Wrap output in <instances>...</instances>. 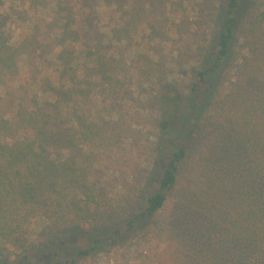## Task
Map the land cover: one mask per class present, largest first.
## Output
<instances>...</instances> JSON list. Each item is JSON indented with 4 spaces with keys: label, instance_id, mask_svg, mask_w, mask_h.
<instances>
[{
    "label": "rangeland",
    "instance_id": "obj_1",
    "mask_svg": "<svg viewBox=\"0 0 264 264\" xmlns=\"http://www.w3.org/2000/svg\"><path fill=\"white\" fill-rule=\"evenodd\" d=\"M217 2L0 0V136L37 108L35 99L52 108L62 93L68 107L78 98L92 106L101 124L97 148L69 151L77 158L73 174L40 176L43 189L60 199L48 208L23 204L21 231L0 254V264H174L175 244L164 228L173 204L157 223L120 237L113 233L142 210L192 117L210 113L224 92V64L207 84L191 86L212 65ZM244 37L237 33L232 46L239 67L242 55L249 58ZM229 74L227 82L234 81ZM25 89L34 94L27 104L17 94ZM166 102L174 125L164 131ZM203 134L188 150L179 186L198 179ZM53 240L58 245L46 249ZM94 245L89 256H79Z\"/></svg>",
    "mask_w": 264,
    "mask_h": 264
},
{
    "label": "trees",
    "instance_id": "obj_2",
    "mask_svg": "<svg viewBox=\"0 0 264 264\" xmlns=\"http://www.w3.org/2000/svg\"><path fill=\"white\" fill-rule=\"evenodd\" d=\"M217 4L220 28L212 65L199 71L191 86L195 90L207 84L208 75L224 64V92L210 113L192 117L184 142L169 153L155 189L144 197L142 210L113 236L157 223L158 215L171 203L164 228L175 244L174 264H264V0H218ZM239 32L249 49V58L242 55L245 63L240 67L235 66L238 58L231 59ZM230 71L235 80L227 82ZM25 90L17 94L27 104L34 94ZM58 97V105L52 108L35 99L37 108L6 125L0 136V254L16 242L24 203L48 208L50 202L59 201L57 194L43 189L40 176L66 178L76 167L71 149L80 151L86 144L97 148L101 124L93 107L79 98L68 107L64 99L69 96ZM169 106L166 102L167 116ZM172 125V119L165 116L162 129ZM200 132L206 142L196 151L197 157L202 154L198 179L179 186L182 165ZM49 155L57 161H46ZM32 213L37 214L34 209ZM55 244L57 240L46 249ZM95 249L96 245L79 256H89Z\"/></svg>",
    "mask_w": 264,
    "mask_h": 264
}]
</instances>
